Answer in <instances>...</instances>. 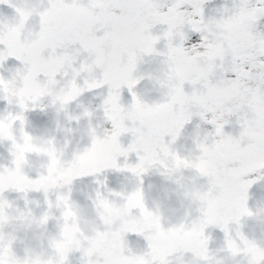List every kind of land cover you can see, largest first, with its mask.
<instances>
[{
    "label": "snow or ice",
    "instance_id": "obj_1",
    "mask_svg": "<svg viewBox=\"0 0 264 264\" xmlns=\"http://www.w3.org/2000/svg\"><path fill=\"white\" fill-rule=\"evenodd\" d=\"M210 2L166 0L165 6L162 0H0L14 12L10 19H0V69L12 58L21 65L11 77L0 72V101L7 109H18L0 116V144H8L10 157L0 165V175L18 178L0 185V257L6 251L19 256L7 221L14 215L26 222L36 217L29 192L43 193L39 218L45 224L56 222L57 233L43 246L51 252L76 227L80 206L72 198L74 183L95 177L98 187L88 199L98 226L95 240L104 246L86 247L87 238L82 241L75 231L61 264H70L75 252L81 253L83 264H92L94 252L99 264H173L177 253L181 264H220L210 247V228L223 233L219 251L226 254L224 264H264V240L244 231L245 219L255 216L248 205L250 189L264 179L248 178L264 173V31L259 30L264 0H239L231 8L225 5L219 16L206 18ZM214 24L226 27L210 40ZM189 31L200 34L199 42L188 43ZM4 33L15 39H5ZM146 56L161 57L163 66L148 76L165 89L163 99L151 102L136 90L145 78L137 72ZM97 89L106 90L100 105L108 125L103 132L91 129L87 145L70 156L57 150L54 139L47 141L50 151L37 145L28 131L27 112L47 99L58 113H68L72 103ZM125 89L131 96L128 104ZM93 115L85 109L77 116L69 113V119L79 122ZM194 117L213 130L196 124V156L190 161L175 145ZM233 118L238 135L226 131ZM124 137H130L127 144ZM100 145L108 147L103 156L97 155ZM33 153L47 159L35 176L26 170ZM81 162L84 166L78 167ZM60 164L67 175L58 174ZM182 165L204 183L183 184ZM153 170L195 199L197 211L189 220L166 225L148 207L143 177ZM107 171L130 174L137 186L111 189L106 176L100 179ZM7 191L22 193L25 208L9 200ZM130 234L143 237L146 247L133 250ZM188 253L193 259L185 261Z\"/></svg>",
    "mask_w": 264,
    "mask_h": 264
},
{
    "label": "rangeland",
    "instance_id": "obj_2",
    "mask_svg": "<svg viewBox=\"0 0 264 264\" xmlns=\"http://www.w3.org/2000/svg\"><path fill=\"white\" fill-rule=\"evenodd\" d=\"M165 6H167L166 0H162ZM239 0H211L206 5L205 15L206 18L213 16H219L220 11L225 5L233 7ZM189 10H191L189 8ZM14 15L12 9L7 5H0V19H10ZM259 30L264 31V18L261 19L259 24ZM191 39L189 44L199 42L200 34L192 33L189 31ZM163 47V44L160 45ZM161 57H144V61L140 63L137 75L143 74L145 78L137 86V91L147 101H155L163 99L165 89L162 84L157 83L155 80L148 78L149 74H153L157 69H162V65L159 63ZM178 66L182 64L181 61L177 62ZM20 63L14 58L10 59L0 72L5 77H11L15 73V68L20 67ZM220 70H217V77L220 76ZM228 76H232V73H227ZM191 86L186 85V90H190ZM12 91H18L17 86H13ZM106 90L97 89L95 92H87L81 96L77 101L71 104L69 112H57V109L52 107L49 100L45 99L41 105L36 107L34 111L26 113L29 124L28 131H30L36 138L37 145L48 147V140H55V147L57 150L62 151L66 156H70L72 153L81 151L88 143V135L91 129H95L97 132H103L107 127L106 117L103 111L100 109L101 101L103 99L102 93ZM131 101V96L127 89L124 90V103L128 104ZM43 108V110H41ZM85 109L92 110L94 115L91 118H82L79 122L75 119H69V113L72 116L80 115ZM18 111V109H7L5 102L0 101V116L7 115V111ZM196 124H201L202 129L211 131L212 126L202 123L199 117H194L192 122L185 126L180 140L175 145L182 154H186L191 161L196 156L194 147V137L196 132ZM226 131L234 135L239 134V125L235 124V118H233V124L226 126ZM130 137H124V143L129 142ZM8 144H0V165H4L10 159L8 154ZM108 147L106 145H100L97 150L98 156H103L107 153ZM235 154V153H234ZM30 174L35 176L38 170H41L43 166H46L47 159L40 153L30 154ZM135 157L133 156V161ZM179 175L182 177V183L188 186L203 184L204 181L196 176L194 170L190 168H181ZM264 175V173L257 172L251 174L248 178H255L256 176ZM107 177L108 187L116 191L131 190L137 186V179L127 173H117L114 171L105 172L100 179ZM144 191L146 196V202L150 209L154 210L158 216L162 217L166 225L178 226L181 222L189 220L197 211V202L191 196L186 195L185 189L179 184L173 182L162 176L158 171L153 170L149 174L143 177ZM18 181L16 177H10L6 173L0 175V185H9ZM95 177H84L77 180L73 185V200L79 204V212L74 224L78 228V232L82 241L87 238L85 243L86 247H91L92 240L95 238V232L97 229L96 220L93 218V205L92 201L88 199L89 195H94L95 189L98 187L95 183ZM7 198L14 202L15 205L21 209L25 208V201L22 198L23 194L15 191H7L5 193ZM28 199L31 201V208L36 212V217L30 220H39V214L43 208L39 205H43L44 196L42 192L31 191L28 193ZM114 203H119L114 201ZM249 207L254 211L255 216L246 218L244 221V231L250 237H254L257 240H264V179L259 180L258 183L253 185L249 192ZM91 209L90 214L81 216L80 209ZM59 215V213H57ZM12 218H16L14 215ZM29 220V221H30ZM18 219V223L21 227L17 230H13L12 227L6 229L8 232H12L17 237L15 249L18 255H24L25 251H28V247H36L37 254L46 253L42 252L39 245L38 238L45 237L44 245L51 235L57 233L58 228L55 221H51L45 226H40L36 223H29ZM209 234L212 237L210 247L216 252V260L220 264H224L225 253L219 251L223 246V233L219 229H209ZM102 248L103 242L98 241ZM128 242L130 247L135 251H141L146 247V241L143 237L130 234L128 236ZM92 264H99V256L94 252L93 257L90 258ZM192 254L188 253L184 256L185 261L192 260ZM173 264H181L179 259V253L172 257ZM70 264H83L81 253L75 252L70 256Z\"/></svg>",
    "mask_w": 264,
    "mask_h": 264
},
{
    "label": "clouds",
    "instance_id": "obj_3",
    "mask_svg": "<svg viewBox=\"0 0 264 264\" xmlns=\"http://www.w3.org/2000/svg\"><path fill=\"white\" fill-rule=\"evenodd\" d=\"M225 25L223 24H214L210 26L209 28V38L210 40H215L218 38V35L223 34L225 31ZM5 39L14 40V34L4 33ZM48 150H51V146L47 147ZM18 157L23 158V150L18 151ZM59 163V161H58ZM85 162H81L78 167L84 166ZM204 167L209 166V162L205 161L203 162ZM183 167V165H182ZM57 172L60 176L67 175V169L64 168L62 164L59 165L57 168ZM7 186V185H4ZM106 211L109 212V214H114L113 209H108L106 207ZM91 209H80L81 216L85 214H90ZM18 218H10L8 219V223L11 225L13 230H17L21 227V225L17 222ZM29 223H36L40 226H45V222L41 219L39 220H30ZM75 231H78V228L70 229L69 233L65 236V238L58 241V243L55 245V248L51 252H46L43 254H37L36 253V247H28V251H25L24 255H19L18 257L13 255L12 253L5 252L3 257H0V264H16L17 259H19L20 264H61L62 255L65 250V248L68 246L69 241L74 237ZM45 237H39L38 242L41 246L42 252H43V244L45 241ZM100 247L99 242L95 240V238L92 240L91 248L92 249H98ZM30 253V254H29Z\"/></svg>",
    "mask_w": 264,
    "mask_h": 264
}]
</instances>
